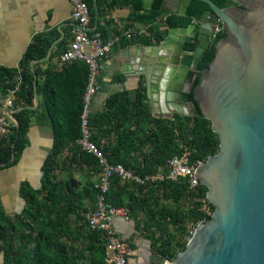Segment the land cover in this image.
<instances>
[{
	"label": "trees",
	"instance_id": "16d2710c",
	"mask_svg": "<svg viewBox=\"0 0 264 264\" xmlns=\"http://www.w3.org/2000/svg\"><path fill=\"white\" fill-rule=\"evenodd\" d=\"M163 1L154 0L149 9L144 7V0H97V3L99 8L105 4V12L116 4L132 5L133 23L148 25L161 17ZM215 1L221 7L234 3ZM87 3L91 23H95L94 0ZM208 10L210 6L206 2L192 0L187 15H169L163 24L188 27ZM109 25L107 22L105 27L97 28L105 39L109 38ZM122 32L117 29L115 34L127 43ZM154 33L149 34L148 44H156L164 36L159 30ZM226 35L224 28L216 34L199 67H208L215 55L216 42ZM51 44L44 34L37 35L30 43L21 63L23 83L14 100L20 132L17 135V124L11 120L9 132L0 134V169L10 164L14 154L25 146L24 125L30 120L31 111L36 114L38 124L51 127L54 139L42 167L41 187L35 189L27 182L22 183L21 194L27 206L0 221V253H4L3 264H82L85 260L89 264H111L106 259L104 232L90 229L85 218V212L97 207L99 189L95 183L102 174L98 158L80 143L86 109L84 93L89 79L86 62L75 60L64 64L59 74L36 64L42 101L36 110L27 108L36 99L30 63L45 58ZM187 46L194 48L195 43ZM12 78L13 75L8 89L14 86ZM200 79L198 76L194 85ZM131 93L125 89L111 95L103 109L88 118L91 138L111 163H122L146 178L158 172L167 175L168 162L176 155L198 163L219 152V135L213 130L211 120L201 113L193 94L196 114L181 115L155 114L148 102L146 84H140L134 96ZM207 191L201 184L192 186L186 178L173 180L165 176L140 184L115 176L105 197L113 207L127 211L137 231L152 241L155 253L174 259L186 248L192 226L209 220L215 210L207 200Z\"/></svg>",
	"mask_w": 264,
	"mask_h": 264
},
{
	"label": "water",
	"instance_id": "95a60500",
	"mask_svg": "<svg viewBox=\"0 0 264 264\" xmlns=\"http://www.w3.org/2000/svg\"><path fill=\"white\" fill-rule=\"evenodd\" d=\"M191 1L164 0L163 9L169 6L173 14L185 16ZM202 1L210 10L188 27L168 28L157 44L148 45L138 70L151 100L161 85L167 110L160 113L196 114L193 94L211 120L220 149L199 163L195 179L208 188L207 200L215 210L196 225L174 259L153 252L148 238L141 237L140 246L147 249V264H264V0H231L236 4L227 7ZM220 22L227 35L216 42L208 67L199 69ZM192 42L194 48L188 47ZM198 72L201 79L194 85ZM15 111L11 108L10 114L18 135Z\"/></svg>",
	"mask_w": 264,
	"mask_h": 264
},
{
	"label": "crops",
	"instance_id": "0c3cea01",
	"mask_svg": "<svg viewBox=\"0 0 264 264\" xmlns=\"http://www.w3.org/2000/svg\"><path fill=\"white\" fill-rule=\"evenodd\" d=\"M153 1L151 4L144 2V7L151 8ZM163 8L162 6L161 17L155 23L140 25L133 23L132 5L116 4L105 12L104 4L99 8V17L92 23V27L96 29L98 25L105 27L109 22L111 25L107 27L108 39L117 36L115 34L117 29H122L124 35L130 27L133 29L146 27L149 34L153 35L159 30L166 36L170 27L163 24V21L167 16L176 14L169 10V6ZM72 9L71 0H0V120L4 117L10 122L14 120L10 113H5L10 76L13 75L11 80L13 82L22 74L21 63L30 43L37 35H46L52 44L45 58L31 61V69L33 70L34 65L36 71L35 65L39 64L41 69L49 68L56 74L63 70L61 55L73 40ZM149 34L136 35L141 38L126 36L127 43L122 41L124 38L115 42L111 53L104 59L98 76L99 89L90 104L91 115L94 116L101 111L106 99L111 95L127 89L132 91L131 94L134 96V90L140 84H146L145 75L138 70V59H143L144 54L148 53L147 47L151 45L147 43ZM162 79L161 77L160 81ZM161 93L160 85L159 92L152 93V100L147 96L152 111L158 112L155 114H162L161 111L167 110V104L160 97ZM35 94V103L27 106V108L34 106L29 108L32 110H36L42 101V95L38 93V84ZM29 119L24 125L25 146L15 153L10 164L0 169V221L20 213L27 206L28 203L21 194L22 183L27 182L35 189L41 187L44 175L42 167L54 144L51 127L38 124L34 111L29 113ZM113 225L122 239L134 245L131 246L130 264H140L144 256V248L140 246L142 240L139 237L142 234L136 230L132 220L126 219L123 215H115ZM3 257L4 253H0V264H3ZM82 264H89V261L85 260Z\"/></svg>",
	"mask_w": 264,
	"mask_h": 264
},
{
	"label": "built area",
	"instance_id": "2783aa9c",
	"mask_svg": "<svg viewBox=\"0 0 264 264\" xmlns=\"http://www.w3.org/2000/svg\"><path fill=\"white\" fill-rule=\"evenodd\" d=\"M71 2L73 6L71 15L73 40L69 48L62 53L61 62L69 64L75 60H83L88 65L89 79L84 93L86 109L83 114V135L80 138V143L88 152L93 153L98 158L102 169L101 179L95 183L96 189H99L97 207L85 212V218L90 229L104 232L107 261L111 264H130V242L122 239L113 225V217L115 215H123L126 219H129L128 213L124 208L113 207L106 201L105 197L112 179L118 176L122 181H135L144 184L147 179L151 178L157 181L167 176L173 180L186 178L192 186H197L200 182L195 179V172L200 162L191 163L188 157L176 155L168 162L167 175L158 172L155 176L143 178L128 169L124 164L111 163L109 161L103 150L91 138L88 118L91 115V101L99 89L98 76L102 69L103 61L111 53L115 42L120 41L121 36L117 35L114 38L105 39L101 31L92 29L93 25L87 0H71ZM223 28L224 26L221 22L216 25L215 35ZM140 34H149V29L146 27H140L139 29L130 27L124 33L128 38ZM22 83L23 76L19 74L14 81V86L9 88V94L6 96V114L10 113L11 108L14 107V100ZM10 124V120L5 117L2 118L0 120V134L9 132ZM206 210L208 211V209ZM195 227L196 225H193L192 230Z\"/></svg>",
	"mask_w": 264,
	"mask_h": 264
},
{
	"label": "flooded vegetation",
	"instance_id": "af4514ba",
	"mask_svg": "<svg viewBox=\"0 0 264 264\" xmlns=\"http://www.w3.org/2000/svg\"><path fill=\"white\" fill-rule=\"evenodd\" d=\"M233 4H236V3H233ZM232 4V5H233ZM215 37H216V35H215ZM202 62V61H201ZM199 69H205V68H203V67H199ZM198 76H201V74L198 72L197 73V76H196V78L198 77ZM153 252H154V250H153ZM143 254H144V256H143V260L141 261V263L140 264H147V261H148V252H147V249L145 248L144 249V252H143Z\"/></svg>",
	"mask_w": 264,
	"mask_h": 264
},
{
	"label": "rangeland",
	"instance_id": "374dc122",
	"mask_svg": "<svg viewBox=\"0 0 264 264\" xmlns=\"http://www.w3.org/2000/svg\"><path fill=\"white\" fill-rule=\"evenodd\" d=\"M207 209V208H206ZM133 222V221H132ZM133 224H134V222H133ZM136 228V227H135ZM137 230V229H136ZM121 235V234H120ZM139 237H145V238H147L146 236H143V235H140Z\"/></svg>",
	"mask_w": 264,
	"mask_h": 264
}]
</instances>
